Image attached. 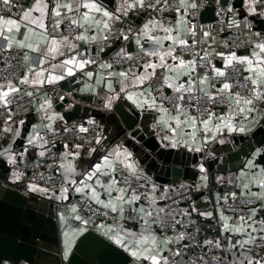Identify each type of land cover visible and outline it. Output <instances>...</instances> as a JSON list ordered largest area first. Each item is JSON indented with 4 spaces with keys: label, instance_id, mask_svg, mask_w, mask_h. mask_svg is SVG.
<instances>
[{
    "label": "snow or ice",
    "instance_id": "1",
    "mask_svg": "<svg viewBox=\"0 0 264 264\" xmlns=\"http://www.w3.org/2000/svg\"><path fill=\"white\" fill-rule=\"evenodd\" d=\"M160 3L161 0H119L118 6L115 7L114 11H110L103 0H35L31 8L28 11H24L18 19L10 16L6 18L0 15V52L13 48L25 50L23 52V62L28 66V70L19 79L18 83L20 85L43 88L45 84L55 85L67 77H74L77 72L82 73L87 78V81H93L94 73L86 71V69L96 64L97 61L85 58L81 44H97L98 52L103 51L102 42L108 41L115 35L117 29L114 26L121 20V15L127 17L130 11L142 10L146 7L163 13L167 10L166 8L156 9V5ZM164 3L167 5L168 0H164ZM0 5L3 6L0 10H6L8 13H11L12 9L16 7L13 0H0ZM246 6L249 14H254L256 13V6L264 7V0H246ZM197 7V0H178V7L175 11L180 13V15L176 18L175 25L166 26L164 21L152 18L148 19L135 34V44L140 49V53H142V56L138 53L136 58L139 60L144 57H156L159 63H154L151 59H148L139 66L142 69L139 72L128 68L119 72L110 71L107 72V75L97 74L94 83H84V91L95 94V85L103 84L107 91L112 93V95L103 97L105 108H111L112 102L120 98V94L123 93L125 98L135 104L137 108L150 109L160 114L157 119V125L162 126L166 133L163 138L170 140L173 147L183 145L189 147L192 151L199 152L203 150V145H206L211 140H216L217 135H222L225 130L229 133L244 132L245 127L242 121H247L250 116L254 118V114L257 112V102L264 104V42L255 43L249 55L237 56L235 52L227 55L224 53L217 54L222 57L225 63L223 69L212 65L214 73L212 80L225 78L227 76L225 69L247 73V75H242L238 78L235 84L230 83L228 79H224L220 83V87L217 88L215 83L210 82L207 72L199 80L193 78V74L196 72V61H185L182 53L178 54L176 49L186 50L189 48L188 41L180 38L179 31L181 27H184L192 36H195L196 33L188 20V14L189 10H195ZM227 10L232 12L231 8ZM33 12L39 13V16L33 17ZM69 14L71 15L67 24H64L63 20L55 21L56 24L64 25L68 35L58 33L54 25L45 23L46 18L51 19L52 17H61ZM233 26L239 27V24L233 20L229 27ZM22 28L23 31H21ZM158 29L165 35L152 34ZM173 32H176L177 35H172ZM130 34H132L131 29H129L128 34L120 30L115 38H122L127 41ZM204 35L207 37L209 33L205 32ZM145 39L154 45H158V49L154 51L146 50L142 43ZM164 41H170L171 43L166 50L161 52L160 49L164 48ZM30 53H37V65L29 64L33 60ZM117 56L120 58L115 61L117 64L125 59H133V56L129 55L124 48L120 49ZM61 57L62 59H60ZM169 58L177 63L170 64L168 62ZM204 59L205 57H201L202 61ZM52 61H56V63H52ZM45 64L48 65L47 68ZM202 66L207 67V64H202ZM237 66L241 67L238 68ZM37 67L39 70H37ZM98 67L107 70L112 69L113 65L100 63ZM158 68L163 69L159 77V79L163 80L161 87L166 86L172 89L176 95L172 97L164 96L162 92L159 98L153 95L154 91H160V89L154 88L149 82L157 77ZM183 68H187L188 71L181 72ZM170 73L173 75H169ZM184 75L190 78L181 82V77ZM112 77H116L119 91L113 87ZM241 80L243 83L240 82ZM146 84L148 85L147 87H145ZM198 85L201 86L199 91L203 93L202 96L194 95ZM205 86L208 90H205ZM237 87L241 90L234 91L233 89ZM21 93L22 89L10 80L6 84H0V109L4 110L0 112V115L7 113L5 123L12 121L14 113L10 106L15 102L14 98L21 95ZM24 94L28 97H33L34 95L31 91ZM60 99L63 100V96ZM165 101H168L172 107H165ZM202 102L215 107L225 105L228 110L217 114L212 107H202ZM51 108V99L48 98L44 100L37 111L45 113V116L41 117L42 120L47 119L50 121V123L44 124L43 127L49 132L55 133L56 130L53 128V123L56 120H63V117L58 113L48 115V110ZM237 117L242 118L239 127L234 122ZM89 123L94 122L89 121ZM19 124L23 125L24 120H20ZM68 130L65 128V131ZM3 131L11 133L13 129L9 126L4 128ZM79 131L87 132L88 128L80 126ZM201 133L203 134L202 137ZM13 134L18 136L20 134L19 129ZM184 137L187 139H184ZM201 139L202 144L200 143ZM37 140L43 141V144L48 143L34 128L28 137V144L34 145ZM219 142L223 143V140ZM96 143H100L99 138H97ZM43 144L41 147H43ZM64 147L68 148V145L65 144ZM74 147L79 149L82 146L76 144ZM10 151L11 145L5 148L3 152H0V156ZM91 151L94 152L95 149H91ZM259 154L257 152V155ZM44 155L45 153L41 151L40 156ZM69 156L73 158L79 157V152H66L63 154L65 159ZM130 158L131 153L127 152L126 149L122 150L118 146L103 156L100 163L95 164L89 172L84 174V178L79 182V186L75 188V191L84 195L86 202H94L102 208L116 213L117 215L114 219L117 221L125 219L124 213L127 205L130 211L137 213V219L141 222L142 230L140 232H129L117 223L114 226H108L106 234H110L109 238L114 239L117 245L129 252L135 261H143L147 262V264H169V258L162 254L164 251H169L166 245L174 243V240L185 239V234L180 233L175 238L164 236L163 241L156 235L153 225L162 231L169 227L166 219L160 217V213H164L165 209L163 207H154L157 199L154 196L155 185L152 186L151 195L138 191V188H143L144 185H138V188L132 186L131 178L135 177L139 180L142 174H137V166L135 163L130 162ZM8 162L15 163L14 157L9 156ZM61 167H64L69 174L75 173V167L71 161L67 165L62 164ZM248 167H253L251 161ZM200 171L202 173L205 172L203 166H201ZM260 171L264 172V169ZM124 172H127V175H124ZM241 175L243 176L244 173H241ZM101 177H108L107 182L102 180ZM143 178L150 183L147 177ZM202 179L206 181L207 176H203ZM93 180L94 184L86 182ZM72 183L76 184L77 182L73 180ZM257 187L261 189V192L255 194L256 198L264 199V183H259ZM31 188L34 191H47V189H38L36 185H32ZM98 188L104 190L107 195L106 200L100 198L101 193L97 191ZM244 188H248V185L245 184ZM61 191L66 193L68 189L62 188ZM114 192L116 193L115 196H113ZM142 196L150 201L152 210H145L142 204L138 207L136 206ZM232 196L233 199L236 198L235 193ZM58 198L66 199L67 197L62 195ZM163 198V196L159 197V199ZM224 200L226 201L227 197H224ZM76 211L77 209L74 206L72 212L75 213ZM251 211L252 216L249 219L254 218L257 212L256 209ZM184 214L186 215L187 213ZM201 215L211 216L212 213H201ZM127 218L131 219L132 217L129 216ZM76 219L79 220L81 218L76 216ZM173 219L175 220V217ZM220 219L223 221V232L247 236V239L237 240L235 243H232L231 237H229V248L226 251H231L232 249L243 250L238 256L233 252V256L236 258L231 260L230 264H264V255H261L260 252L250 254L252 249L246 248L247 245L254 244L256 241V237L252 235V232L259 231L264 233V220L259 221V228H256L254 227L255 221L248 223L243 216L237 217L232 224H229L228 221L232 218L225 216L221 212ZM84 223L87 222L85 221ZM179 223V220H175V223L170 225V227L175 229V224ZM249 229H252V232H249ZM260 240L264 241V235L260 236ZM161 244L165 247L162 248ZM205 244L214 245L217 249L221 248L219 240L215 242L207 240ZM258 247L264 251V244L258 245ZM68 251H70V246L65 251V258L68 255ZM173 255L180 256L181 253L177 250L173 252ZM213 259L217 261V264H223L220 257L214 256ZM200 260L202 264H206L203 257H200ZM177 264H181V262L178 261Z\"/></svg>",
    "mask_w": 264,
    "mask_h": 264
},
{
    "label": "crops",
    "instance_id": "2",
    "mask_svg": "<svg viewBox=\"0 0 264 264\" xmlns=\"http://www.w3.org/2000/svg\"><path fill=\"white\" fill-rule=\"evenodd\" d=\"M237 0H229V5L227 7L232 9V12H229V22L231 23L233 20L239 24V27L244 35L247 37L249 41V46L245 49L239 50V51H233L230 50L226 45L219 43L215 41L214 39V22H209V23H201L200 25V36L203 38V40H206L208 43L205 46L206 52H208L210 59L213 62V65L216 68H222L224 67V60L222 59L221 56L217 55L218 53H224L225 55L235 52L237 56H243V55H249L254 44L257 42H264V11L258 6H256V13L254 14H249L247 6H246V0H242V8L246 12L247 16L246 17H239V10L236 8L235 2ZM103 2L106 3V6L110 11H114L115 7L118 6L119 0H103ZM35 3V0L27 1L23 5V12L28 11L31 6ZM216 3L219 5V0H216ZM175 9L178 7V0H175L174 2ZM183 11V10H182ZM189 10V14H190ZM22 12V13H23ZM189 14H188V19H189ZM22 15V14H21ZM70 15H64L61 17H52L51 19L45 20L46 24L54 25L56 31H58V26L59 24H56V20H65L66 18L70 19ZM180 15V13H177L174 10V20L172 23L167 24L165 23L166 26L168 25H175L176 18ZM33 17H38L39 13L33 12L32 13ZM250 16H256L258 20H253L251 19ZM8 18L9 16H5ZM11 17V16H10ZM14 19H18L19 17H11ZM149 18H147L145 12L142 10H134L130 11L129 15L127 17H124L121 15V20L118 21L115 24V28L117 29L115 35H113L110 39L115 38L116 35L119 34V31L122 30L124 31L127 26L133 27L135 30V34L139 31V29L143 26L145 22H147ZM35 27V26H33ZM39 31V29H37ZM23 31V28L21 29ZM207 32L209 35L206 37L204 33ZM59 33V32H58ZM153 35H158V36H163L165 35L162 31L159 29L152 33ZM64 35V34H62ZM172 35H177L176 32H173ZM179 36L182 39L189 40V32L187 31L186 28L181 27L179 31ZM135 35L134 38L128 39L127 41L123 40L120 45L117 46V48L114 51L109 52L112 47L107 49L104 52V56H108L111 53H118L120 52L121 48H124L125 51L130 55L134 49H135ZM142 43H146L151 45V50L154 51L158 49V45H154L151 42H148L146 39L142 41ZM164 48L160 49L161 52L166 50L171 43L170 41H164ZM81 49L85 53V58H90V50L88 48V44H81ZM20 50V49H19ZM178 48L176 49V52L178 53ZM25 50H21L22 54ZM30 55L33 57V64L32 65H37L38 60H37V53H30ZM62 59V57L60 58ZM154 63H159L158 59L156 57H151L150 58ZM185 61H191L194 60L193 56H187L183 57ZM170 64H175L177 62L172 61L170 58L168 60ZM52 63H56V61H52ZM102 63H107L106 61ZM45 67L47 68L48 65L45 64ZM27 70L25 73H27ZM37 70L39 68L37 67ZM121 70L125 69H107L103 70L100 69L99 67L97 69H93L91 66H89L86 71H92L94 73L93 81H87V78L82 75V73L77 72L74 77L79 78L77 82H79V86L77 88H72L69 89V86H63V84L70 80L73 77H67L65 80H62L58 82L55 85H48L45 84L43 88H38V87H32L29 85H20L18 81L12 82L13 84H16L18 87L22 89V93H26L28 91H31L34 93L32 99V104H33V112L23 118L24 124L16 126L12 122L9 123H3L2 127L7 128L11 126L13 129V132H8V137L7 139L3 142L0 152H3L5 148H8L9 145H11V151L8 153H5L3 156H0V170H3V167H5V163L7 166H13L14 163H9L8 158L9 156L14 157L15 161L19 158H23L26 160H32L40 157V152L43 151L45 153L46 151V144H43V141L37 140L34 145H29L28 144V137L29 135L33 132V129L41 136L44 137L45 139V134L48 132L47 129L43 127L44 124L50 123L47 119L42 120L41 117L45 116V113L42 111H37V109L40 107V105L44 102L45 99L50 98L51 103H52V108L48 110V115H51L53 113H58L60 116L63 117V120H56L55 123H53V128L56 131L63 130L65 128H75L79 129L80 126L85 127L86 124L89 123V121H99L101 124V132L99 134V139L100 143L95 144L92 146H83L80 147L79 149L75 148L74 145L78 144L75 142H63L58 145V150L60 152V162H59V172L64 176L68 183V191L66 193H62L61 190H56V191H50L47 190L46 192H42L39 190H32L31 186L36 185L38 189H47L44 186H41L39 184L35 183H30V182H25L22 179V173L13 168L11 170L10 174V179L12 181H21L22 184L26 187V190H28L29 194H35L38 195L41 198L48 199L49 201H52L55 203L57 207L56 211V219H57V231L59 233V239L61 241V246H62V254L65 258V251L68 249L70 246V251H68V255L66 259L70 256L71 252L73 251L77 241L90 229H93L97 231L100 235L104 236L107 238L110 242L113 244L117 245L114 242V239H110L109 235L106 234L108 226H114L113 224L110 223H105V224H96L93 228H88L79 211V207L77 203L75 202V198L78 196H84L75 191V188L79 186V182L84 178V174L89 172L92 167L100 163L102 160V157L111 152L113 149L117 148L118 146L123 150L126 149L127 152L131 153V151L126 147L124 144H118L114 143L112 145H107V140L108 136H111L110 133L104 131L105 125L101 122V119L94 116L95 112L102 113L104 112L106 116H110L113 114L115 107H119L123 112L129 111L128 107H131L132 109H138V110H143L140 108H137L135 104H133L131 101L127 100L125 98V95L123 93L120 94V98L114 100L112 102L111 108H105V100L103 97L105 95H112V93H109L107 91V88L101 84V85H95V94L91 92H86L84 91V83H94V80L97 78V74L101 75H107V72L110 71H116L119 72ZM227 69H225L226 71ZM134 71H142L140 67L135 69ZM188 71L187 68L181 69V72H186ZM163 72V69H157V77L153 78L151 83L153 87L155 88L157 85L163 83L162 79H159L160 74ZM24 73V75H25ZM212 74L213 70H212ZM23 75V76H24ZM31 75V74H29ZM173 75V74H169ZM247 75V73H246ZM203 76H197V73L195 72L193 74V78H196L199 80V78H202ZM22 78V77H21ZM190 77L189 76H182L181 77V82L187 81ZM113 80V87L116 88L117 91H119V85L116 82V77L111 78ZM211 82V81H210ZM7 82L0 83V84H6ZM212 83V82H211ZM148 85L146 84L145 87ZM198 85V89L199 90ZM216 87H220V84H216ZM50 88H56L57 89V97L58 100L53 99L49 95V89ZM205 90H208L207 87L205 86ZM168 92H173L172 89L167 87ZM77 93L78 96L74 97L73 94ZM153 95L154 92H153ZM63 96V100L60 99V97ZM159 103V102H158ZM165 107H168L166 104H164ZM169 108V107H168ZM257 112L254 114V118L252 116L249 117L247 121H242L241 117H237L236 121H234L237 126H240L241 121L243 122V126L245 127L244 132H232L229 133L227 130L224 131L222 135L218 134L216 140H211L209 143L206 145H203V150L202 151H192L190 150L189 147L183 146V145H178L175 148H182L192 154H204V155H211L214 152H217L219 150L224 149L227 145H231L238 137L239 138H244L247 137L248 140L251 141L252 139V134L261 126L263 119H264V104H260L257 102L256 104ZM93 109H96L97 111H93ZM149 112H151V119L149 120L152 126V129L155 130L156 135L159 138H163L166 133L163 130L162 126L157 125V119L159 117V113L147 109ZM217 114H220L222 112H226L228 109L227 107L225 108H217L214 109ZM83 115V117H80L79 114ZM153 115V116H152ZM153 117V118H152ZM112 129L114 127V124L110 125L108 124ZM19 129V135L15 136L13 133ZM111 129V130H112ZM201 133V137H202ZM184 139H187L184 137ZM168 142V146H172V143L170 140L165 139ZM223 140V143H220L219 141ZM202 144V139L200 141ZM43 144V147L41 145ZM67 144L68 148H65L64 145ZM80 145V144H79ZM173 147V146H172ZM91 149H95L94 152L91 151ZM66 152H79V157L73 158L71 156L67 157L66 159L63 158V154ZM260 152V151H257ZM257 152L255 153V157L257 156ZM23 154V155H21ZM254 157V158H255ZM254 158L250 159L247 164L246 168L244 170H240L238 173H232L228 179H217V183L215 185L209 184L208 178L209 173L201 172L198 177V181L196 183L189 182V181H182L176 186H172L169 184L164 185V187H161L160 183H157L151 176H148L143 167L138 164V162L134 159V157L131 154L130 162H133L137 166V174L140 175L142 174V177H147L148 180H150L151 184V194H152V186H156V191L154 193V196L157 198L156 199V204L155 208H161L163 207L165 209L164 201L163 199H159V197L163 196L165 197L166 195L176 191L177 189H180L185 186L189 185H195L198 188L197 194L194 196V198L188 202H185L181 204L177 209L174 211H167L165 209L164 213H160L161 218L166 219V223L170 221H174L173 217H175V220H181L183 218L187 217H192L196 218L199 221V226L197 228L198 230V237L195 239H189L185 236V239L183 240H174V243L166 245L167 249L169 251H164L162 254L164 256H167L169 258V264H173L174 262H181V264H184V259L185 256L190 254L191 252L195 251L198 247H203L205 246V241L211 240L213 242L219 240L222 246H225L227 249L229 248V237H231V242L235 243L237 240H242V239H247V236H241L238 234H233L231 232H223L222 230V225L223 221L220 219V214L223 212V214L227 217H231L228 221L229 224H232L237 217L229 213H226L222 210V202L225 201L224 197H227L228 199L233 198L232 194L235 193L236 196L241 195L243 197H248V198H253L257 199L255 194H259L261 192V189L257 187L259 183H264V172H261L260 170L264 169V166L254 164ZM71 161L75 167V173L69 174L66 172L64 167H61V165H67ZM252 162L253 167H248L249 162ZM201 167V166H198ZM241 173H244L242 176ZM207 176V180H203V176ZM19 177V178H17ZM95 179V178H94ZM102 180L107 182L108 177H101ZM75 180L77 183L73 184L72 181ZM89 184H94L93 181H86ZM247 184L248 188H244V185ZM98 192L101 193L100 198L102 200L107 199V195L104 193L103 189H97ZM66 196V199L63 198H58L61 196ZM116 193H113V196H115ZM85 197V196H84ZM219 198V199H218ZM260 200V205L257 207L250 208L248 212L243 215L245 217V220L248 223H254V227L259 228V221L264 220V199H259ZM94 203V202H93ZM95 204V203H94ZM143 205L145 210H152V207H150V204H146L143 201L137 202V207L139 205ZM97 205V204H95ZM76 207L77 211L74 213L72 212V208ZM100 206V205H97ZM101 207V206H100ZM252 209H256V215L254 218L249 219V217L252 216ZM110 211V210H109ZM212 213L211 216H205L201 215V213ZM169 213H171L169 215ZM184 213H187L186 215ZM116 214V213H115ZM117 215V214H116ZM76 216H79L81 219H76ZM125 219L121 220L119 225L120 227L127 229L129 232H140L142 230V225L141 222L138 221L137 219V213H134L129 210L128 206H125V213H124ZM132 217L131 219H128L127 217ZM152 219V218H149ZM221 226V228H219ZM153 228L156 232V235L160 237V240L163 241L164 236L168 237H177L180 233H167L166 235L160 234L156 230V226L153 225ZM118 230V229H117ZM249 232H252V229H249ZM252 235L256 237V242L262 241L260 240V236L264 235V233H261L259 231L252 232ZM67 242V243H66ZM254 243V244H255ZM254 244L247 245L246 248H251ZM119 248H121L123 251L124 248L121 246L117 245ZM161 247H165L163 244H161ZM179 251L181 253L180 256H174L173 252L174 251ZM243 251L240 249H232L230 251L231 254V260L235 259L236 257L233 256V252L239 255V253ZM128 255L129 252L125 251ZM250 254H253L251 252ZM131 262H134L136 264H147V262L143 261H135L133 257H131ZM26 264V263H25Z\"/></svg>",
    "mask_w": 264,
    "mask_h": 264
},
{
    "label": "water",
    "instance_id": "3",
    "mask_svg": "<svg viewBox=\"0 0 264 264\" xmlns=\"http://www.w3.org/2000/svg\"><path fill=\"white\" fill-rule=\"evenodd\" d=\"M209 4L201 12V22L216 21V0H208ZM219 5L228 7L229 0H219ZM239 17L247 14L242 8V0L235 2ZM258 20L256 16H250ZM123 39H119L109 52L114 51ZM131 39V43H132ZM77 88V77L66 81L63 86ZM77 97L78 94H73ZM123 112L115 107L113 114L106 116L104 112H95L94 116L105 125L104 131L110 133L107 145L124 144L132 156L141 165L148 176H151L161 187L169 184L178 185L182 181L196 183L203 166L209 173V184L215 185L217 179H228L232 173L246 168V164L254 158V164L264 166V119L252 134L251 141L247 137L237 138L231 145L211 155L192 154L182 148L168 146L164 138H159L152 129L151 112L128 107ZM93 111H97L93 109ZM153 116V115H152ZM153 118V117H152ZM108 124H114L113 129ZM112 129V130H111ZM12 166L0 170V264L5 262L32 264H128L131 256L90 229L76 243L70 256L66 259L62 254L61 241L57 231L55 203L29 194L21 181H12ZM166 183V184H165ZM264 217V215H263Z\"/></svg>",
    "mask_w": 264,
    "mask_h": 264
},
{
    "label": "built area",
    "instance_id": "4",
    "mask_svg": "<svg viewBox=\"0 0 264 264\" xmlns=\"http://www.w3.org/2000/svg\"><path fill=\"white\" fill-rule=\"evenodd\" d=\"M28 0H13L16 7H14L11 13H8L6 10H0V15L3 16H11V17H19L23 12V5ZM31 1V0H29ZM175 0H168L167 5L164 3V0H161V3L156 5V9L166 8L167 10L161 13L160 11L145 8L143 11L145 12L147 18L152 19L155 18L157 20H162L167 24L173 22L174 18V5ZM198 7L195 10H191L189 14V21L191 22V26L195 30V36H192L189 33L188 45L189 48L186 50H181L178 48V54L182 53L183 57L193 56L196 61V73L197 76H203L205 72H207L210 81L215 84H220L222 80L228 79L230 83H236V80L240 78L242 75H246V73L236 72L233 69H227V76L225 78H217L216 80H212L214 74H212V65L213 62L210 59L208 52L205 50V46L207 45V41L203 40L200 36V25H201V12L205 6L209 4L208 0H197ZM2 5H0V9H2ZM258 8L264 11V7L258 6ZM216 21L214 22V39L215 41L226 45L230 50L239 51L245 49L249 46V41L247 37L244 35L243 31L238 27H229V12L227 7H223L221 5L217 6L216 12ZM64 24H67L69 18H66ZM58 31L61 34L68 35L67 29L64 28V25L59 24ZM129 29L132 30V34L129 35V39H133L135 35V30L133 27L127 26L124 30L126 34H128ZM79 31V30H77ZM119 39L113 38L108 41L102 42L103 51L98 52L97 44H90L88 48L90 50V58L95 59L97 61L96 64L91 65L93 69L98 68V64L106 61L113 65L112 68L115 69H128L131 68L133 70L137 69L140 65L145 63L146 60L150 59L149 57H144L143 59H137V54L140 53V49L138 46H135L134 51L130 54L133 56L131 60H123L121 63H115L116 60L120 59L117 56V53H111L108 56H104V52L116 44ZM146 50H151V45L143 43ZM201 57H205L202 61ZM33 61H30L29 64H33ZM202 64H207V67H203ZM238 68L241 66H237ZM28 66L23 62V54L19 49H11L0 52V83L18 81L21 77H23ZM7 78V79H6ZM79 80V78H77ZM243 83V81H240ZM163 83L157 85L155 88L160 89V91H154L155 96L159 98L161 92L164 96L172 97L176 95L174 92H168L167 87L163 86ZM234 91H240L241 89L234 88ZM49 95L58 100L57 97V89L50 88ZM194 95L202 96L203 93L197 90ZM15 102L10 106L12 112L14 113L12 116V123L16 126H19V121L23 120V118L29 116L34 108L32 104L31 97H28L24 93L14 98ZM159 102V99H158ZM195 103V101H193ZM169 108L172 105L165 101ZM202 107H212L213 110L217 108H225V105H221L219 107H215L212 105L204 104L202 102ZM4 110L0 109V112ZM7 120V113L5 112L3 115H0V148L3 142L8 137V132L3 131V123ZM94 123H88L85 125L88 128L87 132H80L79 129L75 128H67L60 131H55V133L47 132L45 134V140L48 141L46 144V151L44 156H40L36 159L26 160L23 158H19L15 161L12 168L19 170L22 173V179L25 182L39 184L47 188L50 191L61 190L62 188H67L68 183L64 176L59 172V162H60V152L58 150V145L63 142H75L83 146H92L96 144L97 138H99V134L101 132V124L99 121H93ZM119 168V166H118ZM124 175H127V172H124ZM132 186L137 187L138 185H144L143 188H138L139 192L148 193L151 195V184L148 183L144 178H140L137 180L135 177L131 178ZM198 188L195 185H189L177 189L176 191L166 195L163 199L165 209L169 212L177 209L181 204L188 202L194 198L197 194ZM141 201L146 204H150V201L146 200L143 196L141 197ZM75 202L79 207V211L83 221L87 222L85 225L88 228H93L96 224H105L110 223L113 225L119 224L120 221L114 219L116 216L115 213L104 209L100 206L95 205L91 201L86 202V197L78 196L75 198ZM260 205L259 199H253L248 197H243L241 195L236 196L235 199L231 198L222 202V210L226 213L235 215V216H243L245 215L250 208L257 207ZM107 213V215H105ZM179 224H175V229L170 227V225L175 223L174 221L167 222L169 227L163 229V231L159 228L156 230L162 234L166 235L167 233H184L185 236L189 239H195L198 237V226L199 221L196 218L185 217L179 220ZM221 228V226H219ZM264 244V241H258L252 246L253 254L260 252L261 255H264V251H262L258 245ZM226 247L221 245L220 249L214 247V245H205L203 247H198L195 251L185 256L184 264H202L200 257H203L204 262L206 264H217V261L213 259V257H220L223 261V264H230L231 254L230 251H226ZM32 264L27 262L21 263H13V262H5L4 264ZM128 264H136L134 262H129ZM173 264H177L174 262Z\"/></svg>",
    "mask_w": 264,
    "mask_h": 264
},
{
    "label": "trees",
    "instance_id": "5",
    "mask_svg": "<svg viewBox=\"0 0 264 264\" xmlns=\"http://www.w3.org/2000/svg\"><path fill=\"white\" fill-rule=\"evenodd\" d=\"M79 114V113H78ZM84 113L82 115L79 114L80 117H83Z\"/></svg>",
    "mask_w": 264,
    "mask_h": 264
}]
</instances>
